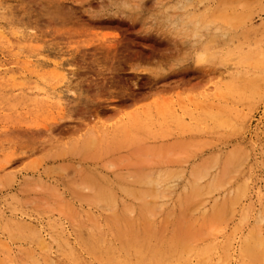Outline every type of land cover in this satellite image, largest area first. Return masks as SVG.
I'll return each mask as SVG.
<instances>
[{"label":"rangeland","instance_id":"obj_1","mask_svg":"<svg viewBox=\"0 0 264 264\" xmlns=\"http://www.w3.org/2000/svg\"><path fill=\"white\" fill-rule=\"evenodd\" d=\"M138 200L264 239V0H0V264H99Z\"/></svg>","mask_w":264,"mask_h":264},{"label":"bare ground","instance_id":"obj_2","mask_svg":"<svg viewBox=\"0 0 264 264\" xmlns=\"http://www.w3.org/2000/svg\"><path fill=\"white\" fill-rule=\"evenodd\" d=\"M231 159H226L227 164ZM196 189L198 188L194 184L187 187L186 196L182 199L187 200V196L191 197ZM231 199L232 196L228 201ZM223 203L225 202L216 203L212 211L217 213ZM132 208L136 212L134 218L121 215L113 218L112 236L119 243V247L102 241L94 251L96 253L94 258L99 260V264H186L191 257L196 258V264H224L209 262V250L213 246L208 243L201 245L193 240L200 236L201 232L194 231L190 226L182 231L174 230L173 232H178V235L172 237L154 232L161 230L156 227L154 221L149 220L157 209L156 203L138 200ZM202 221L203 225H207L210 222L209 216H203ZM241 254L247 258L246 264H264V239H258L256 236L244 239Z\"/></svg>","mask_w":264,"mask_h":264}]
</instances>
